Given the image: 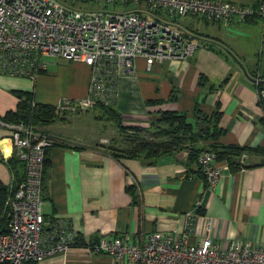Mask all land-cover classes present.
<instances>
[{"label":"crops","instance_id":"1","mask_svg":"<svg viewBox=\"0 0 264 264\" xmlns=\"http://www.w3.org/2000/svg\"><path fill=\"white\" fill-rule=\"evenodd\" d=\"M225 1L252 8L259 2ZM183 18L187 19L181 24L198 41L192 54L164 59L149 72L138 58L132 73L116 76L111 100L96 103L85 113L75 109L74 114L63 112L55 116L57 120L33 125L46 133L59 131L57 142L46 148L41 212L73 232L66 251L48 259V264H131L92 244L102 236H120L140 245L156 231L185 234L189 242H196L208 221L215 242L226 246L234 239H248L264 244V153L244 152L246 165L240 167L226 162L223 176L213 186L199 166V156L212 139L264 147V84L255 80L264 73V19L251 14L225 24ZM258 24L260 50L252 55L248 41ZM46 60V70L34 79L0 73V114L15 109L17 90H30L34 102L53 106L60 97L86 95L90 75L86 63L53 55ZM103 106L115 110L119 126ZM160 110L185 113L190 129L201 135L192 132V138L159 155L120 152L130 147L124 134L134 132L131 125L146 128L153 137L159 127L152 122L158 121ZM113 127L108 142H101L98 131L105 134ZM11 133V126L0 123V182L9 189L24 173L10 160ZM153 139L165 140V135Z\"/></svg>","mask_w":264,"mask_h":264},{"label":"built area","instance_id":"2","mask_svg":"<svg viewBox=\"0 0 264 264\" xmlns=\"http://www.w3.org/2000/svg\"><path fill=\"white\" fill-rule=\"evenodd\" d=\"M91 1L95 4L87 0H0V73L34 79L46 70L49 55L89 66L86 95L60 97L54 104L58 114L111 100L116 76L122 71L132 73L138 58L149 72L164 59L192 54L198 41L190 36L196 34L178 21L181 17L225 24L251 14L264 19V0L256 8L225 0ZM110 2L121 7L109 8L105 3ZM2 123L12 128L13 153L24 163V173L5 200L0 264H48L73 240L70 229L55 217H45L40 208L45 150L51 140L31 123ZM245 156L242 153L240 161ZM199 166L213 186L223 176L226 161L217 163L215 153L207 150L199 156ZM210 229L208 221L196 242H189L185 234L156 231L140 245L120 236H102L92 246L113 259L127 258L131 264H264V244L234 239L225 246L213 240Z\"/></svg>","mask_w":264,"mask_h":264},{"label":"trees","instance_id":"3","mask_svg":"<svg viewBox=\"0 0 264 264\" xmlns=\"http://www.w3.org/2000/svg\"><path fill=\"white\" fill-rule=\"evenodd\" d=\"M67 1V0H63ZM18 98L15 109L8 110L4 114H0V118L4 122H19L23 121L25 123H31L35 126H41L47 124L54 116L57 115L54 112L53 105L33 102L32 92L29 91H14ZM105 112L115 120L116 125H120L118 122V115L114 114L115 110L111 106H103ZM157 118L159 121L152 122V125L159 127L158 131L153 135V137H158L159 135H165V140H154L146 130L139 125H131L129 128L133 129V133L124 134L129 142L130 147L120 150L122 153H128L130 155H135L141 151L150 153L153 155H159L173 149L180 143L186 142V138L193 137V135H201L193 132L190 129L191 124L186 122L185 113H176L174 110H160L157 113ZM143 128V129H142ZM149 132V131H148ZM194 134H193V133ZM127 142V143H128ZM206 150L213 151L215 153V161L223 162L226 161L230 166L240 167L246 165L245 161H240L239 156L243 151H258L264 153L263 146L250 147L249 145H239L236 143H224L218 140H211L210 148ZM205 150V151H206ZM47 153V149L45 150ZM10 160L13 161V165L24 169V163L18 159V157L13 154ZM47 165L46 154L44 157V168ZM43 174V173H42ZM18 180V179H17ZM17 182V181H16ZM15 183L9 189L8 186L0 182V229L4 226L6 222V210H5V200L11 192H13Z\"/></svg>","mask_w":264,"mask_h":264},{"label":"rangeland","instance_id":"4","mask_svg":"<svg viewBox=\"0 0 264 264\" xmlns=\"http://www.w3.org/2000/svg\"><path fill=\"white\" fill-rule=\"evenodd\" d=\"M86 3H91L92 5H94L95 3L94 2H92L91 0H87V2ZM106 4V6L107 7H109V8H120L121 7V4L120 3H116V2H110V3H105ZM116 4V5H115ZM99 6H102L100 3L98 4ZM241 7H249V6H245V5H241ZM186 19L187 18H179L178 19V21L180 22V23H185L186 22ZM201 28L204 26V24H202V22H201ZM259 41H260V36H259V24H258V28L257 27H254V32L252 33V36L250 37V39H249V41H248V47H247V49H248V52L250 53V54H252V55H255V54H257V53H259V50H260V46H259ZM254 45H255V47H254ZM263 49V55H262V59L264 60V47L262 48ZM54 107V106H53ZM82 111H80V113H85L84 111L85 110H83V109H81ZM54 112H56L55 111V108H54ZM64 113L65 114H74V113H72V111H68V112H65L64 111ZM64 113H61V114H58L57 113V115H58V117L59 116H63L64 115ZM60 118H62V117H60ZM58 118L57 117H55L54 116V118H52L50 121H54V120H57ZM49 121V122H50ZM2 122H4L1 118H0V123H2ZM102 122H103V120H102ZM102 122H98L99 124H101ZM58 123H63V121L61 120V119H59V121H58ZM57 125H59V124H57ZM102 125H103V123H102ZM108 126V125H107ZM38 128H40V127H38ZM55 128H57V126H55ZM113 129H115V127H113V128H108V129H106L105 130V134L104 133H102L101 134V131L99 132L98 131V134L100 135V136H102V137H100L101 138V142L102 141H104V140H107V142H108V134L110 133V130H113ZM48 131V130H47ZM38 133H40L42 136H46L49 140H51V141H53L54 140V142H57L56 140L59 138V136H57V135H59V131H52L53 133H55L56 135H53L52 134V132H50V131H48V133H46V132H44V130H38L37 131ZM49 135V137H48V135ZM56 138V139H55ZM116 141V140H115ZM115 150H117L116 149V147H115ZM244 152H247V151H243L242 153H244ZM245 155L247 156V154L245 153ZM245 156V157H246ZM245 160V159H244Z\"/></svg>","mask_w":264,"mask_h":264},{"label":"flooded vegetation","instance_id":"5","mask_svg":"<svg viewBox=\"0 0 264 264\" xmlns=\"http://www.w3.org/2000/svg\"><path fill=\"white\" fill-rule=\"evenodd\" d=\"M255 80H256V83H258V84L259 83H261V84L263 83L264 84V82H263L264 81V73L262 75L257 76Z\"/></svg>","mask_w":264,"mask_h":264},{"label":"bare ground","instance_id":"6","mask_svg":"<svg viewBox=\"0 0 264 264\" xmlns=\"http://www.w3.org/2000/svg\"><path fill=\"white\" fill-rule=\"evenodd\" d=\"M7 148V147H6ZM8 150V148L7 149H5V151H7Z\"/></svg>","mask_w":264,"mask_h":264},{"label":"water","instance_id":"7","mask_svg":"<svg viewBox=\"0 0 264 264\" xmlns=\"http://www.w3.org/2000/svg\"><path fill=\"white\" fill-rule=\"evenodd\" d=\"M229 53H231L230 51H229ZM232 54V53H231ZM235 58V57H234ZM237 59V58H236ZM264 82V81H263Z\"/></svg>","mask_w":264,"mask_h":264}]
</instances>
